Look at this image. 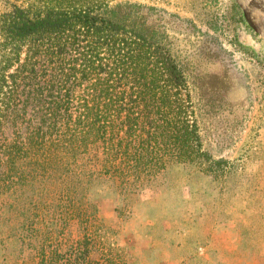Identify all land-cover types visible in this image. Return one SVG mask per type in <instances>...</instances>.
I'll return each instance as SVG.
<instances>
[{
    "label": "trees",
    "instance_id": "1",
    "mask_svg": "<svg viewBox=\"0 0 264 264\" xmlns=\"http://www.w3.org/2000/svg\"><path fill=\"white\" fill-rule=\"evenodd\" d=\"M227 162L202 148L185 75L129 0H21L0 11V193L24 200L20 216L32 210L19 222L31 235L44 198L62 229L85 222L69 251L46 252L49 229L24 264H83L81 245L89 255L102 229L88 210L102 183L135 190L178 165L223 176ZM108 262L117 264L107 253L86 264Z\"/></svg>",
    "mask_w": 264,
    "mask_h": 264
},
{
    "label": "rangeland",
    "instance_id": "2",
    "mask_svg": "<svg viewBox=\"0 0 264 264\" xmlns=\"http://www.w3.org/2000/svg\"><path fill=\"white\" fill-rule=\"evenodd\" d=\"M20 1L0 0V11ZM129 2L181 67L202 148L230 169L213 177L178 165L126 191L102 183L88 207L102 229L91 234L89 255L81 245V262L107 253L117 264H264V0ZM17 198L0 193V264L38 258L49 229L46 252L64 254L83 238L84 221L59 227L64 219L51 197L40 201L39 235H31L19 222L33 212L20 216L24 200Z\"/></svg>",
    "mask_w": 264,
    "mask_h": 264
}]
</instances>
